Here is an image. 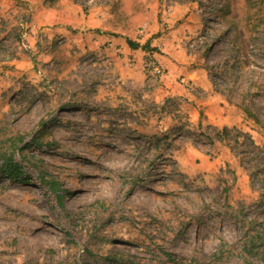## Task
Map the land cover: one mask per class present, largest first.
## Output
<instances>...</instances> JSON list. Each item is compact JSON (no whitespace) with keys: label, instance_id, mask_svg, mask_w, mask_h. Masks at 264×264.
<instances>
[{"label":"rangeland","instance_id":"374dc122","mask_svg":"<svg viewBox=\"0 0 264 264\" xmlns=\"http://www.w3.org/2000/svg\"><path fill=\"white\" fill-rule=\"evenodd\" d=\"M258 144L264 0H0V264H243Z\"/></svg>","mask_w":264,"mask_h":264},{"label":"trees","instance_id":"16d2710c","mask_svg":"<svg viewBox=\"0 0 264 264\" xmlns=\"http://www.w3.org/2000/svg\"><path fill=\"white\" fill-rule=\"evenodd\" d=\"M129 43L133 48L138 47L137 42L129 41ZM247 113L256 118V116L252 112H250L249 109H247ZM37 138L38 135L35 134L32 137V141L38 140ZM31 144L32 142L25 144V146L27 147ZM257 147H258V151H256L257 159L259 156H262L263 162L260 161L259 163H255V169L259 165V169L258 170L256 169L254 172L255 174L257 173V171L259 172V170L261 169L260 164H264V145L258 144ZM18 148L22 150L23 146ZM14 152H15V147L3 153V159L0 164V170L10 179L26 182L28 181V176L25 175L21 164L14 159ZM50 184L52 189L57 188V181L55 178H51ZM57 196L59 197V199L61 198L60 193L57 194ZM244 249L246 251V255L243 264H264V228H262L261 230H255V232H252L246 237L244 241ZM185 264H211V261L209 260L201 261L196 257H191L190 259H186Z\"/></svg>","mask_w":264,"mask_h":264},{"label":"built area","instance_id":"2783aa9c","mask_svg":"<svg viewBox=\"0 0 264 264\" xmlns=\"http://www.w3.org/2000/svg\"><path fill=\"white\" fill-rule=\"evenodd\" d=\"M147 65L152 73L158 74V73H161L162 71L160 67L158 66V64H156V62L153 60H150Z\"/></svg>","mask_w":264,"mask_h":264}]
</instances>
